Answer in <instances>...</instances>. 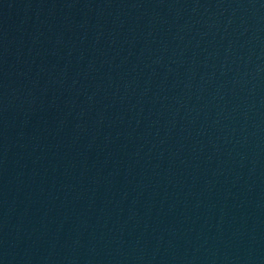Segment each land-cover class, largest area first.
Listing matches in <instances>:
<instances>
[{"label": "water", "instance_id": "1", "mask_svg": "<svg viewBox=\"0 0 264 264\" xmlns=\"http://www.w3.org/2000/svg\"><path fill=\"white\" fill-rule=\"evenodd\" d=\"M0 264H264V0H0Z\"/></svg>", "mask_w": 264, "mask_h": 264}]
</instances>
